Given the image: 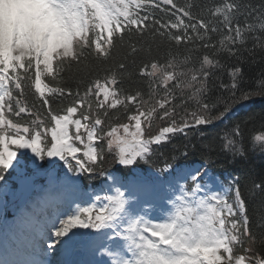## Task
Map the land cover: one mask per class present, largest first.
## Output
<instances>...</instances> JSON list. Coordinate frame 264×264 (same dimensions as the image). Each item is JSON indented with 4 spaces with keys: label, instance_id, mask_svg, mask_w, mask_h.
Here are the masks:
<instances>
[{
    "label": "snow or ice",
    "instance_id": "snow-or-ice-1",
    "mask_svg": "<svg viewBox=\"0 0 264 264\" xmlns=\"http://www.w3.org/2000/svg\"><path fill=\"white\" fill-rule=\"evenodd\" d=\"M194 7L0 0V196L23 208L0 223V264H264V231L250 226L240 177L226 183L189 153V145L202 157L213 147L233 159L264 153V117L248 145L239 125L215 146L189 139L228 111L214 115L207 95L217 70L227 71L230 83L219 87L232 97L264 95V71L254 89L240 88L245 53L264 59V3L221 0L209 19ZM147 37L195 52L199 66L188 67L189 56L160 62ZM118 50V71L105 68L83 93L63 83L82 66L113 65ZM128 60L146 92L123 89ZM37 94L40 108L30 98ZM56 94L70 98L62 114L51 107ZM177 135L187 143L165 153ZM108 157L117 166L110 171ZM97 178L98 187L84 185ZM250 183L264 197V177Z\"/></svg>",
    "mask_w": 264,
    "mask_h": 264
},
{
    "label": "trees",
    "instance_id": "trees-1",
    "mask_svg": "<svg viewBox=\"0 0 264 264\" xmlns=\"http://www.w3.org/2000/svg\"><path fill=\"white\" fill-rule=\"evenodd\" d=\"M175 2L181 5L193 4L195 5L193 8L194 13L202 15L205 19H209V8L220 3L221 0H175ZM243 2L259 7L261 3H264V0H243ZM158 14L163 15L161 13ZM146 40L148 44L145 45V48L147 49L150 46L152 56L157 57L160 62H163L165 58H171V56H175L179 61L183 62L185 56H189L190 62L188 67L199 66L196 61L195 52L189 53L183 48L177 51V49L170 47L167 41L155 40L153 42L152 37H147ZM248 47H251L250 42ZM122 55V51L118 50L113 65L103 64L96 66L88 64L87 66H82L79 71L73 70L72 75L63 81V83L71 87L73 92L79 91L83 93L89 81L95 79L97 74L100 77L105 75V68L112 67L113 71H118L115 67V62L119 61ZM143 58L147 59V57ZM127 63L129 65L128 70L123 72L121 77L123 89L134 93L135 90L140 88L146 92L147 85L141 81L138 68L131 60H128ZM136 64H140L139 59L136 61ZM241 67L244 73V80L241 82L240 88L244 91L254 89L256 81L259 80L261 72L264 71V59H262L260 51L257 50L254 59L245 53L244 57L241 58ZM221 82L225 84L230 83V78L226 70L216 71V76L208 84L209 91L207 95L211 97V103L216 105L213 110L214 115L219 112H224L226 107L228 111L225 112L224 118L215 121L212 125L200 126V131H194V134L189 136V139L196 144L197 149L206 147L209 144L213 146L217 145L224 133L236 125L240 126L243 133L242 137L238 138L240 144L248 145L250 130L254 124L256 127H259L260 118L264 117V95H253L249 99L244 100L240 98V91H237L235 97H232L230 92L219 87ZM50 86L59 87L60 85L53 83ZM46 95L50 94L46 92ZM30 98L35 101L36 107L40 108L38 94ZM245 102H250L249 106L241 107L239 110L235 109ZM50 103L54 111L60 110L62 114L65 106L70 103V98L66 99L56 94L50 100ZM158 126L159 122L154 125V132L158 130ZM201 132H203V135H201ZM186 143L187 141L182 136L177 135L173 139L172 144L165 147V153L173 147L182 148ZM217 152L218 149L213 147L210 156L202 157L198 150H193L191 145H189L190 160H206L210 164L211 169L230 172L235 177H240L242 198L245 200L250 226L257 232L264 231V220L261 218L264 216V203H262L264 197L258 194L254 195L248 190L251 187L250 181L252 179H255L258 183L260 178L264 177V153H260L258 150L254 153L250 151L246 158L233 159L230 155L217 154ZM162 162L161 159L160 163ZM114 165L111 157H108L104 163V168L106 169V166L111 168Z\"/></svg>",
    "mask_w": 264,
    "mask_h": 264
},
{
    "label": "rangeland",
    "instance_id": "rangeland-1",
    "mask_svg": "<svg viewBox=\"0 0 264 264\" xmlns=\"http://www.w3.org/2000/svg\"><path fill=\"white\" fill-rule=\"evenodd\" d=\"M45 93H46V89H45ZM40 183H42V181H39ZM13 189H15L14 186H12ZM0 199L4 200V203H5V206L7 207V209L10 211V212H16V208H20V205L18 204V201H17V198L13 197L12 195H8L6 197L4 196H0ZM7 210V211H8ZM23 210V208L21 209ZM4 214L1 213L0 214V223H3L4 221H8V222H11V219H9V212Z\"/></svg>",
    "mask_w": 264,
    "mask_h": 264
},
{
    "label": "bare ground",
    "instance_id": "bare-ground-1",
    "mask_svg": "<svg viewBox=\"0 0 264 264\" xmlns=\"http://www.w3.org/2000/svg\"><path fill=\"white\" fill-rule=\"evenodd\" d=\"M0 17H3V9L0 8Z\"/></svg>",
    "mask_w": 264,
    "mask_h": 264
}]
</instances>
